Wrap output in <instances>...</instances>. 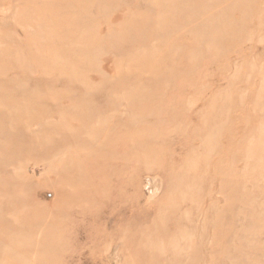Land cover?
Segmentation results:
<instances>
[{
  "label": "rangeland",
  "instance_id": "obj_1",
  "mask_svg": "<svg viewBox=\"0 0 264 264\" xmlns=\"http://www.w3.org/2000/svg\"><path fill=\"white\" fill-rule=\"evenodd\" d=\"M0 264H264V0H0Z\"/></svg>",
  "mask_w": 264,
  "mask_h": 264
},
{
  "label": "bare ground",
  "instance_id": "obj_2",
  "mask_svg": "<svg viewBox=\"0 0 264 264\" xmlns=\"http://www.w3.org/2000/svg\"><path fill=\"white\" fill-rule=\"evenodd\" d=\"M113 249V248H112ZM112 254V253H111Z\"/></svg>",
  "mask_w": 264,
  "mask_h": 264
}]
</instances>
